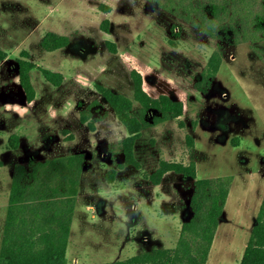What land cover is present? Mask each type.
<instances>
[{"label":"rangeland","instance_id":"obj_1","mask_svg":"<svg viewBox=\"0 0 264 264\" xmlns=\"http://www.w3.org/2000/svg\"><path fill=\"white\" fill-rule=\"evenodd\" d=\"M207 3L0 0V253L18 166L82 155L67 264L174 249L193 216L197 179L225 176L233 180L206 264H240L264 199V32L221 43L198 26ZM218 49L222 65L201 88ZM128 54L151 95L188 96L182 115L157 122L163 113L142 106ZM22 64L34 88L30 102ZM163 160L194 162L197 177L169 171L155 183Z\"/></svg>","mask_w":264,"mask_h":264},{"label":"trees","instance_id":"obj_2","mask_svg":"<svg viewBox=\"0 0 264 264\" xmlns=\"http://www.w3.org/2000/svg\"><path fill=\"white\" fill-rule=\"evenodd\" d=\"M256 2L257 0H237L230 17V0H209L204 10H199L202 23L198 26L228 45L249 39L258 40L259 33L264 32V0L260 3L261 11L253 9ZM241 3L245 4L243 8H240ZM250 16L254 18L249 20ZM250 21L254 23L251 34L247 29ZM48 35L54 36L55 33ZM48 35L43 39V46L51 48L48 46L51 42ZM54 44L55 41L51 45L53 48L56 47ZM4 57V51H0V60ZM125 58L134 63L129 54ZM221 65L222 53L218 49L209 58L203 79L199 83L201 88L203 83L211 82ZM28 70L22 64L19 75L30 102L34 97V88ZM44 73L46 77L49 76L47 70ZM131 74L136 99L146 110L156 109L163 113L162 117L156 118L157 122L184 113L183 105L188 101L186 94L180 96V101L172 100L168 94L153 96L145 89L143 72L134 64ZM188 140L193 146V138ZM83 160L82 155H68L18 166L10 193L0 264H67L66 251ZM2 164L0 160V166ZM169 171L182 173L187 178L197 177L194 162L185 165L163 160L152 175L154 182L159 183ZM232 180V176L197 179L191 200L193 216L183 222L174 249H155L127 261L110 264H206ZM19 193L20 197L17 196ZM50 209H54L53 213L48 212ZM19 213H24V216L20 217ZM240 264H264V199Z\"/></svg>","mask_w":264,"mask_h":264}]
</instances>
